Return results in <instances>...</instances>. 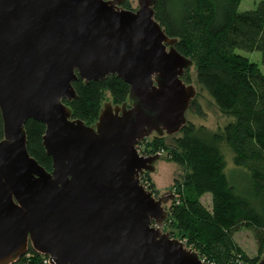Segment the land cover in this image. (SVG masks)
<instances>
[{"label":"water","instance_id":"1","mask_svg":"<svg viewBox=\"0 0 264 264\" xmlns=\"http://www.w3.org/2000/svg\"><path fill=\"white\" fill-rule=\"evenodd\" d=\"M119 3L0 0V264L30 246L49 264H211L164 231L174 193L142 183L160 154L138 149L189 122L197 89L183 76L194 61L156 18V0ZM109 75L130 84L129 101L107 102L93 125L74 118V82ZM30 119L46 124L52 170L28 149Z\"/></svg>","mask_w":264,"mask_h":264},{"label":"trees","instance_id":"2","mask_svg":"<svg viewBox=\"0 0 264 264\" xmlns=\"http://www.w3.org/2000/svg\"><path fill=\"white\" fill-rule=\"evenodd\" d=\"M242 1L156 0V18L169 36L178 39L177 49L194 61L198 84L228 122L218 129L189 122L176 135H151L138 145L142 154L165 152L169 161L183 168L184 175L173 185L163 229L211 264H259L264 252V73L240 52L260 51L264 64V0L246 10L240 9ZM189 69L183 78L191 83ZM74 87L77 98L65 102L74 118L89 125L98 121L107 102H128L131 88L117 75L87 83L79 78ZM196 99L191 106L198 105ZM26 132L30 153L52 170L53 159L43 144L46 124L30 119ZM3 134L0 117V140ZM141 178L160 193L151 171H144ZM208 193L210 204L203 200ZM243 228L251 230L258 242L256 256L235 238ZM48 261L30 246L12 264Z\"/></svg>","mask_w":264,"mask_h":264},{"label":"rangeland","instance_id":"3","mask_svg":"<svg viewBox=\"0 0 264 264\" xmlns=\"http://www.w3.org/2000/svg\"><path fill=\"white\" fill-rule=\"evenodd\" d=\"M133 7L139 6L138 0H129ZM260 0H243L240 6L241 10L252 9L255 8L257 3ZM245 56L250 57L255 62H257L264 73V64L262 63V55L260 51L255 52H246L240 51ZM191 75V84H193L197 89L196 101H198V105L191 106L186 116L189 122H192L196 125H204L212 129H218V127L223 126L228 122V117L225 115L214 99L210 96V94L202 88L197 82L196 77V69L194 66L189 69ZM188 122V123H189ZM153 133L151 135H155ZM150 135V136H151ZM169 135V134H165ZM160 159L156 161L155 166L156 169L151 172L154 182L156 183L158 189L160 190V195L164 193L173 192L174 182L176 178H180L184 175V170L181 166L176 164L175 162L169 161L166 158L165 152L159 151ZM230 156V155H229ZM232 161V159H229ZM229 167H233L232 162H230ZM147 171V170H145ZM211 194H206L203 198L205 203H211ZM172 204V199L166 204V207L169 208ZM236 240L240 243V245L251 255L256 256L259 253L258 242L253 234V232L249 229L243 228L238 231L235 235ZM262 259H264V252L262 254ZM49 263V261H48Z\"/></svg>","mask_w":264,"mask_h":264},{"label":"flooded vegetation","instance_id":"4","mask_svg":"<svg viewBox=\"0 0 264 264\" xmlns=\"http://www.w3.org/2000/svg\"><path fill=\"white\" fill-rule=\"evenodd\" d=\"M138 3H139V0H138ZM118 6L120 8L133 9V10H137L139 8V6L133 7L129 0H120V3L118 4ZM158 195H160V194H157V196Z\"/></svg>","mask_w":264,"mask_h":264},{"label":"built area","instance_id":"5","mask_svg":"<svg viewBox=\"0 0 264 264\" xmlns=\"http://www.w3.org/2000/svg\"><path fill=\"white\" fill-rule=\"evenodd\" d=\"M138 149H139V148H138ZM139 152H140L141 155H144V154L141 153L140 149H139ZM144 156H147V155H144ZM141 180H142V178H141ZM142 183H143V182H142ZM145 186H147V185H145ZM149 189H150V188H149ZM190 248H191V247H190Z\"/></svg>","mask_w":264,"mask_h":264},{"label":"clouds","instance_id":"6","mask_svg":"<svg viewBox=\"0 0 264 264\" xmlns=\"http://www.w3.org/2000/svg\"><path fill=\"white\" fill-rule=\"evenodd\" d=\"M157 195V194H156Z\"/></svg>","mask_w":264,"mask_h":264}]
</instances>
